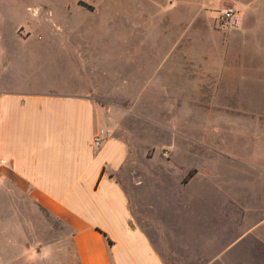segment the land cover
Wrapping results in <instances>:
<instances>
[{
	"label": "crops",
	"instance_id": "1",
	"mask_svg": "<svg viewBox=\"0 0 264 264\" xmlns=\"http://www.w3.org/2000/svg\"><path fill=\"white\" fill-rule=\"evenodd\" d=\"M197 1L212 25L209 10L218 0ZM230 1L245 9L238 20L245 35L210 47L238 44L240 54L184 53L181 32L176 61L192 78L185 94L205 86L206 106H224L239 118L237 189L195 184V176L175 186L147 182L133 167L128 141L105 124L106 108L87 96V61L80 57L65 82L83 91L0 88V254L8 253V239L18 248L25 199L60 222L76 264H264V0ZM188 62L205 63L201 84L193 69L184 73ZM98 71L103 75L101 63ZM161 86L183 94L169 91L176 84ZM98 129L110 136L95 148ZM215 174L208 170L207 179Z\"/></svg>",
	"mask_w": 264,
	"mask_h": 264
},
{
	"label": "rangeland",
	"instance_id": "2",
	"mask_svg": "<svg viewBox=\"0 0 264 264\" xmlns=\"http://www.w3.org/2000/svg\"><path fill=\"white\" fill-rule=\"evenodd\" d=\"M197 6V0H0V88L83 91L66 84L65 77L84 57L87 96L106 108L105 124L128 141L133 167L147 182L175 186L195 176L199 185L210 181L236 186L234 160L244 151L233 134L239 118L229 116L224 106H206L205 86L200 85L199 93L185 94L192 78L179 73L176 57L181 32L184 53L240 54L238 44L228 48L224 43L221 49L210 44L241 39L245 33L239 23L220 26L218 19L227 6L241 19L245 9L218 0L216 9L212 5L209 10L213 24L208 25L209 15L198 13ZM191 41L199 44L192 47ZM182 65L184 73L193 69L202 83L205 63ZM111 72H117V79ZM162 84H176L169 91L183 94H166ZM208 170L218 174L208 180ZM198 193L207 197L206 189ZM20 209L22 238L16 249L13 240H6L8 253L0 254V264H76L60 222L31 209L25 199Z\"/></svg>",
	"mask_w": 264,
	"mask_h": 264
},
{
	"label": "built area",
	"instance_id": "3",
	"mask_svg": "<svg viewBox=\"0 0 264 264\" xmlns=\"http://www.w3.org/2000/svg\"><path fill=\"white\" fill-rule=\"evenodd\" d=\"M238 20V12L232 6H227L223 9L221 15L219 16L218 23L220 26L224 24L235 26L237 25ZM109 136L110 132L108 130L98 129L93 136V146L95 148H99Z\"/></svg>",
	"mask_w": 264,
	"mask_h": 264
}]
</instances>
